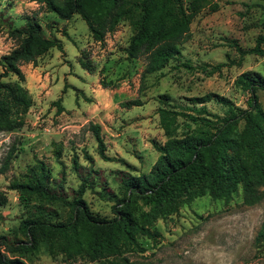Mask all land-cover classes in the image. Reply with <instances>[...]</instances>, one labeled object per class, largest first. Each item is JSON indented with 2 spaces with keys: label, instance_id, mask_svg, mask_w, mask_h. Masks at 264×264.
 I'll return each instance as SVG.
<instances>
[{
  "label": "rangeland",
  "instance_id": "obj_1",
  "mask_svg": "<svg viewBox=\"0 0 264 264\" xmlns=\"http://www.w3.org/2000/svg\"><path fill=\"white\" fill-rule=\"evenodd\" d=\"M0 1V9L9 11L16 25L37 12L43 33L54 34L62 42V48H50L35 64L21 65L32 104L19 115L17 125L8 128L0 122V233L10 238L27 206L9 183L36 158L43 159L51 175L57 176L62 164L54 155V143L62 144L60 159L67 186L79 182L71 168V156L77 154L82 163H87L84 151L93 157L116 196L98 192L101 188L95 186L84 197L91 209L112 216L111 204L123 195L115 170L147 171L158 154L154 142L161 144L166 139L157 112L161 93H168V100L178 108L204 103L208 111L223 115L227 105L217 95L247 107L249 93L239 86L238 76L251 69L264 74V54H241L231 42L234 39L249 48L259 34H264V0H209L190 22V37L181 44L180 53L152 72H145L147 59L143 55L127 57L125 47L133 32L128 19L121 20L99 42L78 14L62 18L40 5L31 8L21 0ZM13 46V40L0 27V54ZM81 49H86L94 61L93 71L80 64ZM217 63L223 64L212 69ZM256 93L264 109V89H256ZM207 94L212 97L201 103L191 99ZM133 98H140L142 103L129 107L121 104ZM57 99L62 110H58ZM12 117L15 120L16 116ZM178 122V132L186 129L187 122L195 125L182 116ZM90 123L100 124L106 154L120 159L100 156ZM263 226L264 194L259 202L246 205L238 185L228 199L203 194L178 200L170 213L153 218V227L161 234L156 239L142 236L143 250L97 260L78 256L72 264H264V237L258 239ZM30 261L70 264L63 254L48 253L44 245Z\"/></svg>",
  "mask_w": 264,
  "mask_h": 264
},
{
  "label": "trees",
  "instance_id": "obj_2",
  "mask_svg": "<svg viewBox=\"0 0 264 264\" xmlns=\"http://www.w3.org/2000/svg\"><path fill=\"white\" fill-rule=\"evenodd\" d=\"M34 1L62 18L80 15L92 38L99 42H103L106 34L114 31L121 20L128 19L133 32L125 51L127 57H146L145 72L164 67L180 53L181 44L190 37V22L209 2ZM0 27L14 42L9 51L0 54V122L10 128L20 123L19 115L26 113L32 104L21 65L25 62L35 64L50 48H62V42L54 34L43 33L37 12L26 15L25 21L16 25L4 8L0 9ZM231 42L241 54H264V34H259L249 48H243L234 39ZM79 62L89 71L95 69L86 49H81ZM182 64L191 66L187 62ZM222 64L217 63L212 69ZM237 82L249 93L247 107H238L227 97L217 95V99L227 105L223 115L208 111L201 103L210 99V94L191 97L201 105L184 108L171 104L168 93L159 95L157 112L166 139L161 144L154 142L158 154L147 171L115 170L123 195L111 204L112 216L91 209L84 197L85 192L95 186L101 188L98 192L102 190L116 196L106 176L94 165L93 157L84 151L87 163H82L77 154L71 156V168L79 182L76 186H67L65 165L60 159L62 144L54 143V155L62 164L57 176L51 175L43 159L36 158L9 183L27 206V212L12 238L0 233V264H32L30 259L42 245L52 255L63 254L70 264L78 256L97 260L133 249L143 250L142 236L156 239L161 234L153 227V218L170 213L178 200L203 194L228 199L238 185L242 188V203L259 202L264 194V109L256 89H264V74L245 70ZM141 103L140 98H133L121 104L129 107ZM56 104L58 110L63 109L59 99ZM12 115L16 116L15 120ZM179 116L193 122L194 127L187 122L186 129L178 132ZM90 128L100 156L120 159L106 154L100 124L90 123ZM263 237L264 226L258 239Z\"/></svg>",
  "mask_w": 264,
  "mask_h": 264
},
{
  "label": "crops",
  "instance_id": "obj_3",
  "mask_svg": "<svg viewBox=\"0 0 264 264\" xmlns=\"http://www.w3.org/2000/svg\"><path fill=\"white\" fill-rule=\"evenodd\" d=\"M22 2L26 3V4H30L31 8H34V6H38L39 4L34 1V0H21ZM7 14H11L9 11L7 12ZM12 15V14H11ZM10 15L11 18H13L12 16Z\"/></svg>",
  "mask_w": 264,
  "mask_h": 264
}]
</instances>
